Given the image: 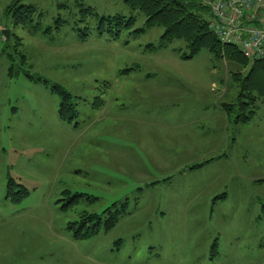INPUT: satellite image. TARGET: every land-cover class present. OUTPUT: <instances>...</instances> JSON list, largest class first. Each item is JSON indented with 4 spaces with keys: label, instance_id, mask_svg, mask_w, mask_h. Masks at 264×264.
Listing matches in <instances>:
<instances>
[{
    "label": "rangeland",
    "instance_id": "374dc122",
    "mask_svg": "<svg viewBox=\"0 0 264 264\" xmlns=\"http://www.w3.org/2000/svg\"><path fill=\"white\" fill-rule=\"evenodd\" d=\"M12 1L0 0V264H264V102L247 123L238 107L226 114L239 103L238 68L206 51L181 60V42L160 48L164 30L145 29L123 0L84 3L135 18L117 40L98 35L96 18L79 22L74 0H21L40 14L29 33L3 16ZM10 54L15 71L71 94L77 128L58 119L47 87L8 77ZM11 178L29 193L18 203L6 199ZM64 191L86 198L64 211ZM125 201L111 231L72 238L82 213Z\"/></svg>",
    "mask_w": 264,
    "mask_h": 264
},
{
    "label": "trees",
    "instance_id": "16d2710c",
    "mask_svg": "<svg viewBox=\"0 0 264 264\" xmlns=\"http://www.w3.org/2000/svg\"><path fill=\"white\" fill-rule=\"evenodd\" d=\"M85 0H74V8L79 15V22L83 23L86 18H96V31L99 36H106L112 40H117L123 30H131L135 24V18H125L124 16H98L90 7H85ZM125 6L132 12H139L145 18V29L160 27L164 30L160 37V48H166L172 43L181 42L184 44L186 53H182L180 48H177V53L181 60H191L200 52H208L214 59H225L230 64L238 68V72L233 74V80L239 83L241 88L238 97L239 103L237 105H223V109L228 116H232L235 112V107L241 111L240 118L235 121L242 123L249 122L257 109L258 102H264V63L254 62L249 63L240 53V51L232 46L223 45L219 42L216 36L208 27V21L197 14V10L208 13V8L203 6L196 0H123ZM65 5H58V8H64ZM36 9L31 5L21 3V0H13L3 10V16L11 19V25L21 26L24 30L29 27V33H34L37 27L33 25V19L36 16ZM40 17V14H37ZM64 22L60 19L56 20L57 27ZM9 28V25H5ZM57 29V28H56ZM145 29H136L131 33L138 36L145 31ZM50 30V29H49ZM47 30V32L49 31ZM77 39L80 42H85L90 36L88 27L83 29H75ZM18 42H21L20 38ZM21 44H16L14 51L18 58L21 59V64L24 65L25 56L19 49ZM153 48V46H150ZM15 55V54H13ZM8 55L10 65L8 67L7 75L9 78H14L23 73L28 79L35 83H41L49 89L52 94L60 98V104L57 109L58 119L65 124L73 125L77 128L78 111L76 103L71 94L60 85L49 84L47 80L35 78L27 71L19 69L15 71L13 66L14 56ZM244 73H243V72ZM101 104V103H100ZM102 105V104H101ZM197 165L193 169L200 168ZM28 191L23 186L18 185L15 181L9 179L7 184L6 199L18 203L28 197ZM64 196L62 210L67 211L76 206L79 201L86 196L81 194H71L68 191L62 193ZM127 202L120 205L113 204L101 214H87L82 213L79 221L69 224L68 229L72 231V238L76 241H83L90 239L100 232L107 233L111 231L117 224L119 218L126 213ZM216 243L211 246L214 251Z\"/></svg>",
    "mask_w": 264,
    "mask_h": 264
},
{
    "label": "built area",
    "instance_id": "2783aa9c",
    "mask_svg": "<svg viewBox=\"0 0 264 264\" xmlns=\"http://www.w3.org/2000/svg\"><path fill=\"white\" fill-rule=\"evenodd\" d=\"M209 11V29L250 61L264 63V0H197Z\"/></svg>",
    "mask_w": 264,
    "mask_h": 264
},
{
    "label": "crops",
    "instance_id": "0c3cea01",
    "mask_svg": "<svg viewBox=\"0 0 264 264\" xmlns=\"http://www.w3.org/2000/svg\"><path fill=\"white\" fill-rule=\"evenodd\" d=\"M0 27H1V25H0ZM2 27H3V26H2ZM2 27H1V28H2ZM4 27H5V26H4ZM0 48H1V40H0ZM98 122H100V121H98ZM99 124H100V123H99ZM221 161H222V159H220L219 162H221ZM223 198H224V194L215 197V200L223 199ZM216 205H217V203H216L213 199H211V207H210V209L213 208V207L216 206ZM180 212H181V210H176V209H175L174 211L171 212V215H173V216H174V215H178V214H180ZM183 213L186 214L185 211H183ZM161 214H165L164 211H162ZM173 219L176 220V217H173Z\"/></svg>",
    "mask_w": 264,
    "mask_h": 264
},
{
    "label": "water",
    "instance_id": "95a60500",
    "mask_svg": "<svg viewBox=\"0 0 264 264\" xmlns=\"http://www.w3.org/2000/svg\"><path fill=\"white\" fill-rule=\"evenodd\" d=\"M1 35L5 38L8 39L9 38V30H3L1 32Z\"/></svg>",
    "mask_w": 264,
    "mask_h": 264
}]
</instances>
